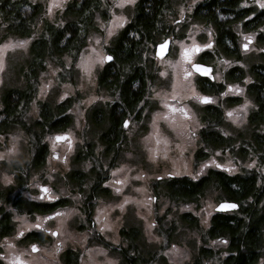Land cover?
Returning <instances> with one entry per match:
<instances>
[{"label":"rangeland","instance_id":"374dc122","mask_svg":"<svg viewBox=\"0 0 264 264\" xmlns=\"http://www.w3.org/2000/svg\"><path fill=\"white\" fill-rule=\"evenodd\" d=\"M36 1L44 6L42 17L54 19L68 0ZM138 1L112 0L107 19L97 16L99 29L90 33L79 55L64 54L60 64L48 59L39 69L34 101L25 120L34 121L38 102L42 100L54 103L72 98L74 102L69 110L72 122L66 130L46 136L50 151L47 162L40 168H31L27 182L20 188L17 185L20 169L31 157L30 136L18 123L0 133V192L11 188L12 198L17 193L33 201L67 200L66 205L51 212L27 213V209L16 210L10 203L5 206L0 199V206L11 210L14 227L13 232L0 241L1 264H18L17 257L23 264H63V255L69 249L78 254V264H126L120 249L130 248L131 240L122 236L123 228L139 230L143 242L140 251L144 257L154 255L151 264L160 261L197 264L204 245L222 250L225 255L226 243L205 244L203 233L210 227L216 207L227 199L221 198L219 190L209 187L195 202L178 200L167 192V183L171 177L187 176L197 180L213 168L235 174L257 166L256 157L235 159L236 155L226 146L206 145L201 132L208 127L203 118L207 104L221 107L223 121L216 128L224 136L235 138L249 130V117L257 109L253 97L247 93L251 77L247 75L241 81L229 77L234 67L249 72L252 65L264 60V44L260 42L264 25L252 31L244 27L243 20L237 22L234 30L240 57L218 55L216 28L192 15L190 5L200 0H170L169 18L175 26L171 51L162 58L155 56L156 44L164 38L146 49L141 64L154 77L145 99L125 119L129 123L123 126L121 148L118 146L117 151L108 155L106 145L101 142L104 130L97 132L93 128L88 119H91L89 111L93 107L109 110L117 102L111 92L100 87L99 76L107 64L108 48L132 21ZM245 3L259 10L264 0ZM42 24L40 20L38 31ZM35 36H10L0 42V110L5 89L25 87L23 74ZM206 51L215 56L206 62L213 67L214 80L224 85L219 93L203 91L198 85L199 75L192 68ZM204 97L210 101L202 102ZM233 98L238 101L234 103ZM57 136L65 139L56 140ZM235 139L237 149L241 138ZM200 150L208 155L199 160ZM79 153L91 155L79 161ZM74 170L86 174L83 183L70 181ZM99 172L107 177L102 185L110 194L100 196L91 219L82 207H85V197L93 192L94 176ZM187 212L198 218L197 226L184 221L182 214ZM29 230H44L50 234L48 242L35 243L36 253L21 239ZM55 230L57 235H53ZM99 234L119 249L112 250L99 242L96 239ZM201 264L220 262L217 258H204ZM256 264H264V252Z\"/></svg>","mask_w":264,"mask_h":264},{"label":"trees","instance_id":"16d2710c","mask_svg":"<svg viewBox=\"0 0 264 264\" xmlns=\"http://www.w3.org/2000/svg\"><path fill=\"white\" fill-rule=\"evenodd\" d=\"M209 1L197 8L195 16L200 21L210 22L216 28L218 55L240 57L234 25L248 12L240 8L241 0ZM111 3L112 0H68L54 19H48L42 17L44 6L40 1L0 0V42L10 36L29 37L37 34L30 48V56L27 58V69L23 74L26 79L25 87L5 89L2 94L3 107L0 110V133L18 123L27 131L32 144L31 157L23 164L24 166L22 165L19 172L18 188L27 182L31 168H40L46 164L50 152L46 136L54 131L66 130L72 122L69 111L74 102L72 98L54 103L42 100L38 102L34 121L28 123L25 120L28 108L34 101L39 69L48 59L60 64L61 56L64 54L79 55L87 44L90 33L99 29L97 16L101 15L103 19H107ZM169 5L170 0H139L132 21L121 30L114 44L108 48L113 59L107 62L101 71L99 84L111 92L117 98V102L111 105L109 110L93 107L89 111L91 119L88 118L97 132L104 130L101 142L106 145L108 155L118 146L121 148L124 121L145 99L149 83L154 77L153 73H148L146 67L141 64L146 49L160 39L174 34L175 26L170 23ZM256 19L248 21L244 27L252 30L256 25L264 24V9L259 12ZM40 20L43 24L41 31H38ZM260 42L264 44V34L261 35ZM214 57L206 52L203 61H210ZM247 75L251 77L247 84V93L253 97L257 109L249 117V130L235 137L241 138L239 147L235 149V138L226 137L217 130L216 127L223 121V111L217 105L205 106L203 118L208 122V127L202 130L201 139L206 145L226 146L236 155L235 159L241 157L244 160L247 158L252 160L256 157L257 166L235 174L228 170L213 168L197 180L187 176L171 177L167 183V192L178 200L195 202L209 187H213L220 191L222 199L238 203L236 209L217 211L211 219L210 227L203 233L205 244L210 241L225 242V255H222V250H214L204 245L201 247L202 256L197 264H201L204 258L206 260L217 258L220 264H256L264 252V60L252 65L249 72H245L241 67L232 68L229 78L241 81ZM198 85L203 91L210 93H219L224 88L223 84L203 77H199ZM237 99L233 98L232 101L236 103ZM88 145L91 147V144ZM90 155L79 153L77 160H86ZM207 155V152L200 150L197 158L204 159ZM70 179L74 184L83 183L86 174L81 170H74ZM94 179L93 192L84 199L87 217L89 215L91 219L100 196L110 194L109 189L102 185L107 177L99 172ZM12 192L11 188L4 193L1 192L0 199L3 203L11 202L19 211L30 208L34 212L47 213L67 204L65 198L52 202L31 203L17 193L16 197L12 198L10 196ZM182 217L189 225H198V218L193 213H184ZM13 228L10 213L0 206V238ZM121 233L123 237L131 240L130 248L120 249L126 264H151L155 260L153 254L148 257L142 255L140 250L143 242L138 229L123 228ZM29 236L37 240L40 233L32 232ZM96 239L112 250L118 248L100 234ZM78 259V254L69 249L63 255V264H78ZM159 264H164V261H160Z\"/></svg>","mask_w":264,"mask_h":264},{"label":"flooded vegetation","instance_id":"af4514ba","mask_svg":"<svg viewBox=\"0 0 264 264\" xmlns=\"http://www.w3.org/2000/svg\"><path fill=\"white\" fill-rule=\"evenodd\" d=\"M206 1L209 3L210 1L209 0H200V1H195L194 3H192L191 5H190V7L192 8V15L193 16H195V12H196V10H197V8L199 7V6H201V4H206ZM247 0H241L240 1V3H239V6H240V8L241 9H244V10H246L248 13L242 18V19H240L239 21H241V20H243L245 23H247L248 21H251V20H253V19H256V17L259 15V12L260 11H262L263 9H264V7H261V9H259V10H257V9H255L254 7H251V5H246V2ZM260 18V17H259ZM262 18V17H261ZM257 21H258V18L256 19ZM238 21V22H239ZM262 25H264V24H262ZM261 26V25H260ZM257 28H259V26H255L253 29H252V31H256V29ZM173 37H174V35H172V34H170L169 36H167V37H165L163 40H165V39H167V38H171V44H170V50H169V53H170V51H171V47H172V40H173ZM250 40H252V39H250ZM199 50L200 49H198L197 48V51L199 52ZM200 52H202V51H200ZM206 52H209V54H210V51H206ZM206 52H203L202 54H201V57H200V59H198V61L199 62H202V63H206L207 61H203L204 60V58H203V55H204V53H206ZM168 53V54H169ZM167 56V55H166ZM195 63H197V62H195ZM198 74V73H197ZM199 75V74H198ZM199 77H202V76H200L199 75ZM203 78H208V79H210L209 77H203ZM211 80V79H210ZM212 81H215V80H212ZM127 122V123H126ZM128 123H129V121L128 120H125L124 121V124H123V126L124 127H126L127 125H128ZM126 124V125H125ZM1 193V192H0ZM29 200V199H28ZM3 201V200H2ZM31 203H33V200H29ZM52 201H56V200H50V201H47V202H52ZM5 203V206H6V204H7V202H4ZM11 205H12V203L11 202H9ZM13 207H14V209H16L17 210V207L16 206H14V205H12ZM13 207L11 208V209H13ZM5 208V207H4ZM30 208H28L27 209V213H31V212H34L32 209H30V210H32V211H30L29 210ZM82 210L86 213V210H85V208L84 207H82ZM11 210H7V212L8 213H11L10 212ZM9 215V214H8ZM11 217V216H10ZM14 229V228H13ZM13 232V230L11 231V232H9V233H7V234H5L4 236H2L1 238H0V241L3 239V238H5L6 236H8V235H10L11 233ZM32 232H39L40 233V236L38 237V239L36 240V239H34V238H32V237H30L29 236V234L30 233H32ZM55 232H57L56 230L53 232V235H57V233L55 234ZM21 239H23L24 240V243H27L28 245H31V250L33 251V249H32V245H35V243H46V242H48L49 240H50V234H49V232L48 231H44V230H29V231H27L24 235H22L21 236ZM36 246V245H35ZM37 249H38V246H36V248H35V251H33V252H35L36 253V251H37ZM1 248H0V253H1ZM66 251H68V250H66ZM66 253V252H65ZM20 262H23L22 260H20ZM2 263V259L0 258V264Z\"/></svg>","mask_w":264,"mask_h":264},{"label":"water","instance_id":"95a60500","mask_svg":"<svg viewBox=\"0 0 264 264\" xmlns=\"http://www.w3.org/2000/svg\"><path fill=\"white\" fill-rule=\"evenodd\" d=\"M251 41V40H250ZM170 44H171V38H167L161 42H158L156 44V50H155V56L157 58H162L164 56H166L169 53L170 50ZM163 45V47H161ZM107 57H111L113 59V56L111 54H108L106 56V60L107 62H110L112 59H107ZM193 65H199L201 66V71H197V69L195 67H193ZM192 65V68L194 70V72L198 73L200 76L202 77H209L211 80H214V74H213V67L207 63H202V62H197L194 63ZM203 69H206L207 71H203ZM210 101V98H208L207 100H204L202 98V102L207 103ZM127 123V122H126ZM126 125V124H125ZM43 189H45V187H42ZM221 205H225V207H221ZM228 205H236V207L232 208V207H228ZM238 207V203L236 201H232V200H224L222 202L219 203V205L216 207L217 211H221V212H225V211H230L233 209H236ZM57 232H55L56 234Z\"/></svg>","mask_w":264,"mask_h":264},{"label":"snow or ice","instance_id":"6c2138e0","mask_svg":"<svg viewBox=\"0 0 264 264\" xmlns=\"http://www.w3.org/2000/svg\"><path fill=\"white\" fill-rule=\"evenodd\" d=\"M261 7H264V3H261V5H260ZM161 47H163V45L161 46ZM107 59H112L111 57H107ZM193 67H195L196 69H197V71H201L202 69H201V66H199V65H193ZM203 71H207L206 69H203ZM185 75H188V73L186 72L185 73ZM204 100H207L208 98L207 97H204L203 98ZM62 139H65V137L64 136H57L56 137V140H62ZM69 143H70V141H69ZM221 207H225V205H221ZM228 207H232V208H234V207H236V205H228ZM57 215H59V213H57ZM36 227H39V225H36ZM35 248H36V246L35 245H32V249H33V251H35ZM17 259V261H18V264H23V262H20L19 261V258L17 257L16 258Z\"/></svg>","mask_w":264,"mask_h":264}]
</instances>
